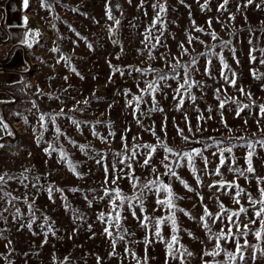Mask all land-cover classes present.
<instances>
[{
  "label": "rangeland",
  "instance_id": "1",
  "mask_svg": "<svg viewBox=\"0 0 264 264\" xmlns=\"http://www.w3.org/2000/svg\"><path fill=\"white\" fill-rule=\"evenodd\" d=\"M246 2L228 0L226 10H220L223 0H27L23 17L30 37L23 51L27 69L21 77L22 95L17 103L0 106V119L7 118L13 133L0 140V174L15 177L4 191L18 198L12 203L9 198L0 199V264H98V257L100 264H180L178 259L168 257L166 243L155 237L154 226L149 224L146 229L141 224L145 215H168L157 205V195L146 189L143 212L139 201H133L131 209L127 204L120 209L121 230L113 231L114 235H123L124 240H117L115 255H110L111 241L103 234L105 224L98 219L100 213L107 215L111 211L109 198L104 196V166L110 170L109 181L113 176L120 177L117 184L128 196L141 191L144 182L157 178L171 186L177 197L175 204L189 214L176 212L179 244L192 253L185 254L184 264H205L206 260L216 264V260L224 258L203 256L214 241L209 240L200 218L205 206L216 214L220 203L230 211L239 205L233 199L234 188L218 190L209 186L221 180L239 184L244 189L241 205L249 208L247 216L240 219L247 223L252 216L247 194L258 197L257 178H264V147L256 143L264 141V117L259 112V105H264V4L257 7L260 0H256L245 7ZM154 4H163L166 11L162 14L163 27L157 24L152 30L153 37L160 36V44L152 49L154 40L148 44L143 41L157 15ZM107 9H111L113 20L108 19ZM114 20H119V25ZM196 27L204 31L197 32ZM212 31L216 40L211 39ZM189 36L193 38L191 44ZM225 42L227 46L221 47ZM181 43L189 55L182 53ZM53 48L57 51L53 52ZM209 51L214 54L204 55ZM193 56L197 57L194 66L190 64ZM221 56L230 71L222 68ZM174 58L190 65L191 80L199 85L190 89L195 101L185 94L183 105H178L174 95L182 80L169 79L161 81L155 93L156 106L162 111H149L152 97L145 96L134 114L135 102L128 107V101L145 88V81L156 78L155 73L141 75L134 69L153 68L172 75ZM115 68L123 70L124 75L114 72ZM222 72L235 79V87L226 83ZM177 75L183 77L184 71L178 69ZM239 88L250 93L251 99ZM218 89L221 99L226 100L223 109L216 98ZM238 104L249 105L239 116ZM41 115L46 118V131L41 128ZM49 117H55V121L49 122ZM72 120L79 122V128ZM57 128L63 133L58 139ZM178 129L183 130L182 135ZM161 143L172 153L165 152ZM249 143L254 145L255 171L238 176L228 169L231 166L246 170ZM49 144L55 148L51 155L45 152ZM125 144L129 149L145 144L156 147L149 166H142L147 153L143 147H136L138 154L127 161L131 170L119 163L124 156H131L130 151L124 152ZM80 145L85 146L84 151ZM226 147H231L232 152L224 153L226 163L217 176L214 170L220 166L219 152ZM193 149H199L203 156L194 157L195 175L186 159L173 154L182 156ZM61 150L76 166V174L69 171L67 161H61ZM117 152L123 156L117 157ZM102 157V164H97ZM165 164L193 191L166 175ZM132 173L137 178L136 188L127 178ZM160 198H164L163 193ZM30 222L31 229L27 227ZM49 226L55 234L49 233L47 243L42 245ZM221 227L220 222L211 225L213 232ZM161 235L164 240L170 239V223L161 227ZM146 237L148 244L144 243ZM247 239L255 243L251 234ZM226 247L234 250V244ZM126 248L135 253L136 259ZM246 264L253 262L246 260ZM255 264H264V258H258Z\"/></svg>",
  "mask_w": 264,
  "mask_h": 264
},
{
  "label": "snow or ice",
  "instance_id": "2",
  "mask_svg": "<svg viewBox=\"0 0 264 264\" xmlns=\"http://www.w3.org/2000/svg\"><path fill=\"white\" fill-rule=\"evenodd\" d=\"M256 2V0H247L246 4L244 5L247 7L248 5H252ZM228 4V0H223V3L219 5L220 10H226V6ZM261 4H264V0H260V4H257V7H260ZM25 6H27V0H25ZM154 8L158 9L156 17L152 21V25L150 28L147 30V34L145 35L144 38V43L148 44L151 41H155V43H151V48L155 49L159 44H160V36H155L153 37L151 35L152 30L156 27L157 24H160L161 27H163V19H162V14L166 11L165 6L163 4H154ZM75 11V10H73ZM107 16L109 20H113V16L111 14V9H107ZM234 19V17H230ZM115 25H119L120 21L119 20H114ZM209 27H211V20L208 21ZM112 31V29H109ZM195 30L197 32H203L204 29L196 27ZM35 35H39V33H36ZM79 36V34L77 33ZM211 39L216 40L218 37L214 31L210 33ZM193 42V38L191 36L188 37V43L191 44ZM113 43H116L114 40ZM203 43V41H201ZM228 42H225L224 44L221 45V47H226ZM89 48H91V45H88ZM31 47V45H29ZM179 48L181 49L182 53L184 55H189L188 50L185 48L184 44L181 43L179 45ZM53 52H56L57 49L53 48ZM234 51V50H233ZM214 53L209 51L207 53H204V55H213ZM149 58H153L151 56V51H149ZM61 59H64V57H61ZM176 59V63L171 65V72L173 73L172 75H169L168 73H165L164 71H158L153 68H148L147 70L145 69H140L136 68L134 71L139 72L141 75H147L148 73H155L156 78L152 79L150 81H145V88L140 89L139 95H134L132 97V100L128 101V107H133V101L135 102V107H134V114L135 112L140 110V105L141 103L145 102L144 97L145 96H151L152 97V104L153 107L149 109V111L154 112L157 110L162 111V109H158L157 102L155 99V93L159 90L160 88V83L161 81H167L169 79H179L182 80V82L178 83V87L175 90V95L174 99H178V105L182 106L184 103V96L185 94H188L190 96V99L195 101L196 97L194 95H191L190 89L192 87H198V83L191 80L190 73H189V67L190 65L187 63H181L179 59ZM251 59L254 61L256 58L254 56L251 57ZM165 60L167 58L165 57ZM197 57L193 56L192 60L190 62L191 65L196 64ZM222 68L229 69V65L224 62L223 56L220 57ZM210 63V61H209ZM261 63H264V59H261ZM178 69H182L184 71V76L183 77H178L177 72ZM73 72H76V70L73 68ZM114 72H119L121 76L124 75V71L115 68ZM79 75V73H76ZM255 76L256 73H253ZM222 76H224V79L226 83L229 85L235 87L236 86V81L235 79H229L223 72ZM232 76L235 77V73H232ZM83 78V77H81ZM242 94L246 95L249 99H251V94L250 93H245L243 88L238 89ZM219 89L217 90V100H219V108L223 109L226 104V100L221 99L219 95ZM127 94V93H126ZM236 102V101H233ZM85 104H87V101H84ZM249 105L245 104L243 106H239L238 104V110H237V116H239L240 112H242L245 108H248ZM259 112L262 117H264V105H259ZM49 122H54L55 117H49ZM41 128L44 129L45 131L47 130V125H46V118L44 115H41L39 117ZM72 123L79 128V122L76 120H72ZM139 123V120L137 121ZM191 131V129H189ZM0 132H6L7 135L11 136L13 133L9 130V126L7 123L4 122L3 119H0ZM178 132L180 134H183V130L178 129ZM155 135V132L152 133ZM63 133L59 128L56 129V139H58ZM93 135H96V133H93ZM185 140H187V137H183ZM157 141L159 143V137H157ZM70 143H74L72 141H69ZM37 143H39V138L37 139ZM256 143L260 144L262 147H264V141H257ZM161 147L164 148L165 152L172 153V149L168 148L167 146L163 145L162 143L160 144ZM0 147H3L0 145ZM136 147H143L144 149H147V153L145 155V159L143 160V165L142 166H149V162L152 158V153L156 152V147L152 145H142V146H134L131 149L127 146V144L124 145V152H131V156H124L122 159H120L119 163L123 164L126 168L131 170L132 165L128 163L127 161L134 158L138 153L136 151ZM249 151L247 152L246 155V163H247V168L246 170H239L235 169L233 167H229L230 172H235L238 176H245L246 173L248 174H254V168L252 166V157H253V148L254 145L249 143L247 145ZM81 151L85 150L84 145L79 146ZM55 151V148L53 147L52 144H49L47 148H45V152L49 155ZM231 153L232 148L231 147H226V148H221L219 152V167H217L214 170V174L217 176L221 175V167H223L226 163V157L224 153ZM174 155H177L179 159H186L188 167L192 171L193 175L196 174V168L194 167V157H201L202 153L199 149H193L190 152H185L182 156L178 153H173ZM60 159L61 161H67L68 162V168L69 171L73 172L76 174V166L68 160V157L66 153L61 150L60 151ZM97 155H100L99 153ZM117 157L123 156L122 153L117 152L115 153ZM167 160V156L164 158ZM103 157L101 159H97L96 163L97 164H102ZM208 161L205 159V165H207ZM177 167L180 165L177 164ZM165 168L167 169V172L165 173L166 175H170L172 177H175L180 181V183L184 186L185 189H187L189 192L193 191V189L180 177L177 176L176 172L168 165L165 164ZM116 169V164L113 163L112 165V171L114 172ZM109 168L107 166H104V172H105V185L106 187L104 188V196L109 198L110 201V207L111 211L106 215L105 213H100L98 216V219L101 221V223L105 224L103 234L111 241V246L113 249V252L110 253V255H115V248H116V243L117 240H124L123 235L115 234V230H121V211L120 209L124 208V206L127 204L128 208H133L134 203L133 201H139L141 204V211L143 212V190L146 189L150 192H154L157 195V205L161 206L163 209L167 210L168 215L163 216V217H149L145 215L143 217V220L141 221V224L143 227L146 229L148 228L149 224H152L154 226V235L156 238H159L162 242L166 243V249H167V255L168 257L176 260L178 259L180 261V264H184V256L187 254L188 256H191L192 253L189 252L187 249L183 248V245L179 244V237L177 235L178 232V226H177V220H176V212H184L185 215H189L187 212H185L184 209L178 208L177 205L175 204V200L177 197L174 196L173 190L170 185L163 183L162 181L157 178L156 180L152 181H146L141 185V191H139L136 195L134 196H128L127 194H124L120 187L117 184V181L120 179L119 176H113V178L109 181L108 175H109ZM156 170L153 169V172ZM21 176L23 179H27V176H24L22 173ZM15 177L9 175L8 173H3L0 174V199L3 198H9V203H12L17 197L11 196V193L4 191V186L8 183L9 180L14 179ZM129 181L132 183L133 188H136L137 185V178L135 177L134 173L128 175L127 177ZM22 182V181H21ZM197 183H200L199 177H197ZM257 184H258V192L259 196L256 198H253L251 194H247V199L249 205H251L252 208V216L248 217V222L245 223L242 221L240 218L242 215L247 216L249 212V208L244 207L241 205L240 197L244 193V189L239 186V184L235 182H225L223 180L219 181L218 183H214L210 185L209 187H216L218 190L222 189H235V194H234V202L236 205H239L238 209L236 210H229L225 207L223 203L219 204V211L216 214L211 213L208 208L205 206L204 207V214L201 216L200 220L202 222L203 228L206 230L208 233V237L210 241H214L213 247L210 250H206L203 253V256L205 257H211L213 260H216L217 257L223 256L224 258L222 260H216V264H246V260H251L253 264H255V261L258 258H264V187H259L260 184H264V178H257ZM108 185H111L113 187H108ZM57 191H60L59 189H56ZM72 191H76V189H73ZM49 192V198L51 199V193H52V188L50 187L48 189ZM164 194V198H160V194ZM203 198L201 197V200ZM7 210V209H5ZM29 210H32V205L29 204ZM20 210L17 208L16 209V215H19ZM132 215L135 217L136 213L133 211ZM191 218V217H190ZM34 217H33V222H34ZM47 217H44L45 222L47 223ZM216 222H220L222 224V227L218 232H213L211 225L215 224ZM166 223H170L171 225V237L169 240H164V238L161 235V227L165 225ZM258 227H254L257 225ZM27 227L29 229L32 228V223H28ZM225 228L227 229L225 231ZM235 229V231H233ZM49 233H52L53 235L55 234L51 226L47 228L46 231H44V236L45 240L42 242V245L44 243H47V236ZM35 234V233H34ZM251 234L254 237L255 243H250L249 240L247 239V236ZM241 240H243V243H241ZM145 244L150 243V240L146 237ZM234 244V250H229L226 245L227 244ZM126 252H130L129 249L126 248ZM131 256L136 259L135 253L130 252ZM98 264H100V258H97ZM137 264H139V261H137ZM205 264H209V261H205Z\"/></svg>",
  "mask_w": 264,
  "mask_h": 264
},
{
  "label": "crops",
  "instance_id": "3",
  "mask_svg": "<svg viewBox=\"0 0 264 264\" xmlns=\"http://www.w3.org/2000/svg\"><path fill=\"white\" fill-rule=\"evenodd\" d=\"M25 7V0H0L1 108L17 103L22 95L21 77L27 69L23 51L29 41V28L23 17ZM6 135L0 132V140Z\"/></svg>",
  "mask_w": 264,
  "mask_h": 264
},
{
  "label": "trees",
  "instance_id": "4",
  "mask_svg": "<svg viewBox=\"0 0 264 264\" xmlns=\"http://www.w3.org/2000/svg\"><path fill=\"white\" fill-rule=\"evenodd\" d=\"M30 37V36H29ZM29 40V39H28ZM5 123H8L7 118H3ZM12 131V130H11Z\"/></svg>",
  "mask_w": 264,
  "mask_h": 264
}]
</instances>
